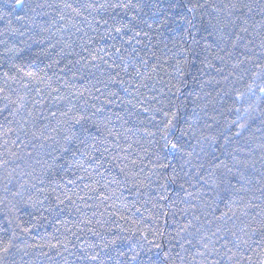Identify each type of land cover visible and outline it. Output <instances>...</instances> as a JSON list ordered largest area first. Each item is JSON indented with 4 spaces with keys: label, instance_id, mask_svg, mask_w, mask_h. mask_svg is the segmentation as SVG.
Wrapping results in <instances>:
<instances>
[{
    "label": "trees",
    "instance_id": "16d2710c",
    "mask_svg": "<svg viewBox=\"0 0 264 264\" xmlns=\"http://www.w3.org/2000/svg\"><path fill=\"white\" fill-rule=\"evenodd\" d=\"M29 2L43 7L35 12L26 9L28 16L21 20L17 16L24 14L10 7V0H0V13L7 14L0 19V161H7L0 166V242L13 244L5 264H85L79 259L84 250L93 251L89 245H95V251H101L99 246L105 244L106 252H101L105 264H127V255L120 253H128L129 245L142 236L163 245L175 264H184L177 252L187 257V264H200L196 248L185 244V253L177 245L187 235L177 236L187 220L208 235L221 224L239 232L264 209V92L260 91L264 88V13L253 6L239 18L206 15L203 27L198 24L200 30H193L188 43H183L188 31L184 25L160 28L155 23L151 7L155 0H131L137 7L126 10L87 7L121 0ZM212 2L228 5L230 0ZM124 25L123 33L114 31ZM136 32L149 36L132 39ZM181 47L188 51L181 52ZM112 92L117 95L111 96ZM11 101L24 104L15 117L9 115L14 109ZM64 112L68 117L61 115ZM81 112H96L93 120L107 125L117 137L105 131L96 141H74L72 152H64L65 136L80 134V125L69 118ZM173 113L176 128L171 138L179 140L185 152L193 151L198 137L218 138V147L205 145L201 152L196 146L192 161L203 164L202 169L189 170L183 153L161 147L158 128ZM192 121L196 123L189 129ZM233 121L247 124L238 137ZM189 131L196 136H182ZM222 133L229 137L227 144ZM213 153L232 171L227 172L223 164L213 167L217 162ZM157 154L177 169L179 183L168 185L164 192L162 180L152 176L150 186L141 187L143 195L136 197L133 175L143 168L139 176L143 180ZM121 168L129 173L127 180ZM197 170L202 180L196 179ZM169 174L171 168L162 173ZM179 184L193 196H186ZM233 189L240 190L238 201L242 198L261 208H249L245 217L238 203L236 216L216 220L227 211ZM163 195L169 200H162ZM184 201L196 206L199 220L181 211L190 206Z\"/></svg>",
    "mask_w": 264,
    "mask_h": 264
},
{
    "label": "snow or ice",
    "instance_id": "6c2138e0",
    "mask_svg": "<svg viewBox=\"0 0 264 264\" xmlns=\"http://www.w3.org/2000/svg\"><path fill=\"white\" fill-rule=\"evenodd\" d=\"M10 7L14 8L19 13H23L22 16H17L18 19H25L28 16V12H35L37 7H43V5L37 4L35 7L29 2V0H10ZM253 6L259 9L262 13H264V0H249V2L245 3L243 0H230L228 5L222 4H215L212 0H155V2L151 5L154 9L152 12L153 17H156L155 23L159 25L160 28H164L172 23H179L184 25L188 31L186 33V37L183 40V43H188L187 37L192 35V31L196 30L199 31L198 24L203 27L204 25V18L206 15L212 14H225L227 17L231 18L232 16L236 15L239 18L242 15H245V9L250 13L253 10ZM65 8L71 9L76 15H81L80 11L77 8H74L71 4H65ZM88 8H107L111 7L112 9H129L137 7L136 4H132L131 0H128L127 3L125 2H118L113 4H88ZM142 7V6H141ZM28 10L26 12L25 10ZM211 10V12H209ZM6 13H0V19H4ZM107 23V21H105ZM149 29L152 28V24H148L147 21H144ZM211 25V21L207 22ZM220 21H217L219 24ZM127 25L123 27H116L114 31L118 34L123 33ZM12 31H15L12 29ZM204 31H208L207 27H204ZM241 31H247L246 28L241 29ZM141 34L144 36H149L148 32H136L132 39L139 37ZM131 43V40L128 41ZM139 43V40H137ZM175 43V41L173 42ZM198 43V42H197ZM118 51V50H117ZM181 52H187L188 49L181 47ZM193 53H195V49H192ZM219 58V57H217ZM95 59V57H93ZM211 66V65H210ZM21 71H23L21 69ZM178 71L180 69L178 68ZM7 76V73H5ZM28 76H32V73H26ZM116 82V81H113ZM101 83H104L101 81ZM106 86V85H105ZM127 91V89H124ZM3 91V89H0ZM96 92H100V88L95 89ZM179 91V89H177ZM261 92H264V88L260 89ZM83 95V93H80ZM111 96H116L117 93L112 92L110 93ZM95 99H99V97H94ZM22 99V98H21ZM5 100H8V97H5ZM107 103H112L111 100H106ZM14 109L9 112V115L15 117L19 114L20 110L24 108V104L18 101H11L10 102ZM5 109L9 108V104H5ZM94 107V106H93ZM71 111V109H69ZM96 111H101V109H97ZM147 111V109H145ZM239 111V109H237ZM55 115V113H53ZM64 117H68V112H64L61 114ZM96 112H92L91 115H88L84 112L81 113H73L69 118L70 122L73 125H80L79 135L72 134L66 135L65 140L67 141L66 146H64V152H72V149L75 147L74 141L79 140L80 143H84V138H90L92 141H96L99 139L100 135H103L105 131H107L109 136L117 137L118 134L112 132L110 129H107V125L97 124L93 117H95ZM164 115L166 117L169 116V113L165 112ZM31 116V113H29ZM175 119V114L173 113L170 118L166 119L165 122L158 128V132L160 133V139L163 141L161 147L163 149H167L173 153H183L186 157L185 165H190L191 168L189 170H195L197 168H203L204 165H195L193 164L192 157L193 152L195 151L196 146H199L200 151H205V145L208 147H218V138L216 136H203L198 137L196 139V145L192 146L193 151L185 152L183 145L180 143L179 140L173 142V129L176 128V125L173 123ZM5 120L11 123L9 118L6 116ZM91 122L92 127H89L88 124ZM195 121H192L189 124V129H192ZM233 124H237L239 131L235 133V136H240L241 132L244 128L247 127L246 123H238V121H233ZM3 126L0 125V128ZM95 129V132H93ZM23 130V128H21ZM3 135L7 136L8 132H3ZM147 135L155 137V132H147ZM33 136H36V133H33ZM182 136H196L195 132L189 131L182 133ZM221 137L224 139L225 144L229 142V137L225 134H221ZM106 139V137H105ZM7 143V141H5ZM94 147V145H93ZM77 151L79 149L77 148ZM107 151V149H105ZM73 155L75 153L73 152ZM213 158L217 161L213 167L220 168L223 164L222 161H219L218 157L212 154ZM94 159V158H93ZM116 160V157L112 158ZM123 159H127L124 157ZM166 158H162L159 154L156 156V163H154L149 170V172L144 176L143 180L139 179L140 173L144 172V169L141 168L139 172H136L133 175V178L136 180V183L133 185V188L136 189L134 195L136 197H140L143 195L139 190L141 187L148 188L150 186V181L152 176H157L162 180L160 187L167 192L168 185L170 184H178L180 180L179 172L175 167H173L170 163H165L164 160ZM135 163V161H133ZM7 161H0V166H5ZM223 167L227 169V172H231L232 169L228 168L226 164H223ZM169 168H171V174L169 175H162L163 172H166ZM120 171L125 174V180H127L129 173L125 172L124 168H121ZM183 171V168L181 169ZM235 175V174H234ZM196 179L202 180L203 176L200 175L199 171L197 170V177ZM148 181L149 183H145ZM231 186V182L227 181ZM240 182L239 180L237 181ZM190 183V181H189ZM179 188L181 191L185 193L186 196L192 197L193 194L188 192L187 189L184 188L183 184H179ZM7 190V189H6ZM131 191V190H130ZM239 189H233L232 195L229 200V204L226 205L227 211H221L218 216H216V220L225 222L227 219H231L232 217L237 215V211L235 206L239 203L242 207L241 214L245 217L249 216V208H256L260 209L261 206L258 204H253L251 201L247 203L243 202L241 198L239 201L236 199V193H238ZM16 195H20L19 192ZM179 195V193H178ZM104 199H110V197H103ZM161 199L164 201H168L169 197L167 195L161 196ZM188 203L190 206L184 209H181L185 215L189 213L193 216L194 219L199 220L200 217L195 215V205H191L190 201H184ZM173 204L176 201H172ZM159 206V205H156ZM208 208L211 206L208 205ZM214 214V213H213ZM208 223H212V221H208ZM190 229H194V231H189ZM225 232L224 236H218V233ZM181 233H187L184 235L181 240H177V245L183 252L187 253L188 249L185 248V244L191 245L193 248H196V256L199 257L200 264H264V209L257 211L255 215L251 216V219L248 223L244 225V227L239 229V232L229 228L225 229L223 224L218 225L215 231H211L210 235L207 233H202L201 228H197L191 220H187L185 224H183L180 229L177 231V236H181ZM163 235V233H159ZM230 235L232 237L231 240L227 239L226 236ZM216 239H213V238ZM255 237V238H254ZM193 240L196 241L193 244ZM222 241V243H220ZM112 244L116 243V240L111 241ZM219 244V246H217ZM231 245V246H229ZM13 247L11 240L7 241L6 243L0 242V264H5V260L9 254L10 249ZM66 247V246H65ZM95 245H89V248H92L93 251H88L87 249L84 250V253L79 259L83 260L85 264H105V258L101 255V252H106L108 247L107 244L99 246L101 251H95ZM154 249L156 251H154ZM130 253V254H129ZM120 255L124 256L127 255V264H175L172 259L171 253L166 252L163 250V245L159 243H155L154 241H150L147 239V236H142L140 240H138L134 245L130 244L128 248V253H120ZM176 256L187 264V257L181 255L180 252L176 253ZM255 257L256 259H254Z\"/></svg>",
    "mask_w": 264,
    "mask_h": 264
}]
</instances>
